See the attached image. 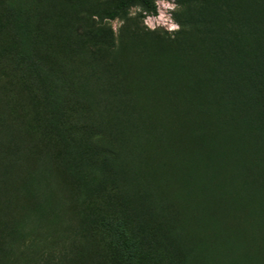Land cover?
I'll list each match as a JSON object with an SVG mask.
<instances>
[{
    "label": "rangeland",
    "instance_id": "374dc122",
    "mask_svg": "<svg viewBox=\"0 0 264 264\" xmlns=\"http://www.w3.org/2000/svg\"><path fill=\"white\" fill-rule=\"evenodd\" d=\"M156 4L0 0V264L126 263L80 140L115 153L142 264H264V0Z\"/></svg>",
    "mask_w": 264,
    "mask_h": 264
},
{
    "label": "trees",
    "instance_id": "16d2710c",
    "mask_svg": "<svg viewBox=\"0 0 264 264\" xmlns=\"http://www.w3.org/2000/svg\"><path fill=\"white\" fill-rule=\"evenodd\" d=\"M139 2L152 16L158 15V7L156 4V0H133ZM0 27H3L2 19L0 18ZM16 48H18V43H16ZM36 70V78L40 82V86L42 87L41 95L39 96L43 99L44 102L49 104L52 108V113L49 117L45 118L43 121L45 122V127L49 131L57 130V134L62 135L63 132H72L76 131L79 133L80 130L78 127H74L71 125H66L67 123L65 119L63 121L58 117V126L55 127L54 116L57 115L59 111L58 103H59V93L58 88L53 86L52 91H46L45 87L47 83H49L48 79H51V74L44 73L40 71L38 68H34ZM235 85V84H234ZM239 88L235 89L232 87L231 92H238L239 94L244 90L241 85ZM244 85L248 91L250 88ZM255 91H258V87H252ZM39 97L34 96V105L39 102ZM246 97V96H245ZM256 106V105H255ZM37 106H35V109ZM38 113V110H36ZM62 126H64V130H62ZM59 135V136H60ZM86 140V139H85ZM80 153L90 162L89 173L93 178V182L98 185V197H96L95 201H92L90 204V209L94 213V218L97 221V225L100 228H106L111 231L115 236H119L122 240V244L125 245L126 249V263L121 264H142L140 260L153 258L154 246H147L146 249L141 245V240L134 238L132 232L128 231L126 227L128 226L129 218L126 217V209H127V199L126 195L124 196L122 187L119 186L117 181V171L114 168L113 163L111 162L113 157H115V153L109 150L104 145H96L89 140H80L79 142ZM62 159L64 161H68L70 159V149H67L65 153H63ZM132 204V203H131ZM132 224V223H130ZM152 248V253H151ZM113 255V254H112ZM125 256V255H124ZM140 259V260H139ZM116 261L120 262V257L115 256L111 262Z\"/></svg>",
    "mask_w": 264,
    "mask_h": 264
},
{
    "label": "clouds",
    "instance_id": "9594fccd",
    "mask_svg": "<svg viewBox=\"0 0 264 264\" xmlns=\"http://www.w3.org/2000/svg\"><path fill=\"white\" fill-rule=\"evenodd\" d=\"M170 8L171 9H174L175 8V5L174 4H172V5H170ZM167 27H168V30L169 31H177V30H179V24H176V23H174V22H170L168 25H167Z\"/></svg>",
    "mask_w": 264,
    "mask_h": 264
},
{
    "label": "bare ground",
    "instance_id": "6f19581e",
    "mask_svg": "<svg viewBox=\"0 0 264 264\" xmlns=\"http://www.w3.org/2000/svg\"><path fill=\"white\" fill-rule=\"evenodd\" d=\"M178 100V99H177ZM113 102V101H112ZM118 104V103H117ZM115 105V104H114ZM116 106V105H115ZM115 109H116V107H115ZM121 112H123V111H121ZM179 122V121H178ZM140 123V122H139ZM138 124V123H137ZM143 125V124H142ZM155 128V127H154ZM141 129V128H140ZM150 129V128H149ZM138 130V129H137ZM142 130V129H141ZM155 131V130H154ZM163 131V130H162ZM164 133V132H163ZM160 135V134H159ZM149 136V135H148ZM146 138H148V137H146ZM151 138V137H150ZM158 138V137H157ZM166 141V140H165ZM169 145V144H168Z\"/></svg>",
    "mask_w": 264,
    "mask_h": 264
}]
</instances>
